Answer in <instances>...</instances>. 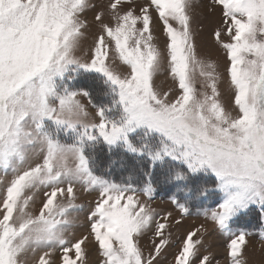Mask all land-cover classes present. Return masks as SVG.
Returning <instances> with one entry per match:
<instances>
[{"label":"snow or ice","instance_id":"1","mask_svg":"<svg viewBox=\"0 0 264 264\" xmlns=\"http://www.w3.org/2000/svg\"><path fill=\"white\" fill-rule=\"evenodd\" d=\"M93 7L89 0H0V173L11 175L0 177V264H87L90 238L102 264H157L170 244L173 213L160 216L149 202L164 186L176 189V224L191 214L192 201L217 194L216 207L203 215L230 237V264H246L252 233L231 225L257 208L264 222V0H210L211 12L220 9L214 38L229 61L235 115L221 98L217 65L198 53L192 0L139 7L109 0L115 23L104 10L95 13L99 31L85 59L78 52L90 25L81 17ZM153 11L166 35L163 50ZM165 64L175 90L156 86ZM81 72L102 78L108 104L94 103L87 86H69ZM100 144L123 152L110 164L128 172L124 180L98 171L93 152ZM200 174L211 186H190ZM77 186L98 194L89 231L79 237L71 217L82 207ZM41 189L44 199L33 210ZM149 231L146 252L140 240ZM207 231H188L173 264H213L212 253L201 251Z\"/></svg>","mask_w":264,"mask_h":264},{"label":"rangeland","instance_id":"2","mask_svg":"<svg viewBox=\"0 0 264 264\" xmlns=\"http://www.w3.org/2000/svg\"><path fill=\"white\" fill-rule=\"evenodd\" d=\"M108 3L109 0H89V4L94 5L95 7L86 10V12L82 14L81 19L87 20L90 25L88 29V38L84 42L82 50L78 52V55H80L82 58L86 59L88 55H90L89 48L92 44V34L99 31V24L94 21L95 13L97 11L104 10L105 20L115 23V21L111 19V14L106 8ZM134 3L137 7H139L147 3V0H134ZM192 4V13L194 17L192 22V30L198 53L200 58L205 62L215 63L217 65V71L222 77L219 84L222 93L221 98L229 110L233 111V114L235 115L236 111L231 103L232 91L230 88L227 72L229 61L226 56V51L217 44L214 38V30L220 26L221 23L220 9L216 8L215 12H211L209 10L210 0H192ZM153 17L155 21V42L163 50L166 41L163 25L156 18L157 14L155 11H153ZM223 39L228 40L229 37L225 34L223 35ZM112 58L115 61L114 66L117 68V70L121 71L122 73H126V66L121 64L119 59L115 57L114 53ZM82 73L83 72L80 74ZM80 74L76 75L74 80L68 82L69 86L72 87V83ZM155 83L161 91H166L168 88H173L175 90V82L172 80L170 71L168 70L166 64L164 66V70L158 73L155 77ZM196 86L198 89H203L202 81L199 77H197ZM173 94H175V91ZM89 111L95 113V109H93L91 105H89ZM62 139L71 142L72 137L62 134ZM200 176L209 177L205 174H200ZM0 177H3L5 181L11 179L10 174L5 177L3 176V173H0ZM0 187H3V185H0ZM45 190L46 189H41L40 192L35 194L33 210H36L40 207L44 199L43 191ZM97 198L98 194L95 191L89 192L83 186H77L76 203L78 205H82V207L71 210V217L74 218L78 224V227L73 230L77 237L88 233L90 222L88 221L87 217L90 214V211L94 208ZM141 198L147 199L143 196V194H141ZM210 199L211 198L208 195L206 198L202 197L199 200H195V202L198 204H194V206L200 207L197 205L202 206V203L208 200L211 201ZM149 203L157 210L160 216H163L168 211L173 213V217L170 218V227L168 229V231L171 233L170 244L158 258L157 264H173L174 256L178 252L187 232L199 227L200 225H204V227L208 229L206 233H202L204 240L201 251L205 253H212L214 257L213 264H216L217 261L219 264H230V258L227 255V244L230 237L227 235V233L219 230L218 227L215 226L214 222L210 220V218L203 215V210L212 209L216 207V205L205 206L202 208H195L190 205L191 214L184 216L181 220V223L176 224L175 221L181 219V214L179 209H177L176 206L171 202L170 197H162L157 191L154 195V198ZM258 213V208L256 211H248L244 215L234 218L235 222L231 225L233 231L244 229L249 233H252V235L248 237L249 244L247 245L244 257L246 264H264V237H261L260 235L261 230L264 229V222L260 220ZM154 227L155 226L153 225V228ZM199 235L200 234H198V237ZM152 238L153 234L151 231H149L140 240V244L145 248L146 252L152 247ZM87 248V264H102L103 257L99 254L98 246L95 244L93 238H90L89 242L87 243ZM54 259L58 262V254Z\"/></svg>","mask_w":264,"mask_h":264},{"label":"trees","instance_id":"3","mask_svg":"<svg viewBox=\"0 0 264 264\" xmlns=\"http://www.w3.org/2000/svg\"><path fill=\"white\" fill-rule=\"evenodd\" d=\"M88 87V90L93 93L94 103L96 104H108L110 101V97L102 95V92L106 90V86L102 82V78L93 72H83L80 74L77 79L72 83V87L74 88H81V87ZM94 157L96 158L97 162L99 163L98 171L101 174H107L110 178L116 179L118 182L124 180L128 172L121 169L118 166L111 165L110 161L114 159H119L124 157L122 151L119 152H109L108 147L104 144H100L97 146L96 150L93 152ZM111 168V171H109ZM212 180L209 177H202L199 176L198 179H195L190 186H198V185H208L211 186ZM169 186H164L163 188L158 187L157 191L158 194L162 197H171V195L176 194V189L171 188L168 190ZM182 195V194H180ZM209 197L212 201H206L201 205H197L200 207L194 206V204H198L194 201L190 203L195 208H202L205 206H213L216 205L218 202V195L217 194H210Z\"/></svg>","mask_w":264,"mask_h":264}]
</instances>
